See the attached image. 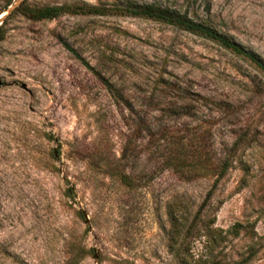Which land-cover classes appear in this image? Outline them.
Here are the masks:
<instances>
[{"label":"rangeland","instance_id":"rangeland-1","mask_svg":"<svg viewBox=\"0 0 264 264\" xmlns=\"http://www.w3.org/2000/svg\"><path fill=\"white\" fill-rule=\"evenodd\" d=\"M6 1L0 264H264V70L121 11H178L264 65V0ZM18 1L65 9L6 15ZM81 5L114 9L69 11ZM168 152L229 165L176 170Z\"/></svg>","mask_w":264,"mask_h":264},{"label":"trees","instance_id":"trees-1","mask_svg":"<svg viewBox=\"0 0 264 264\" xmlns=\"http://www.w3.org/2000/svg\"><path fill=\"white\" fill-rule=\"evenodd\" d=\"M11 3V0H7L5 3V6L3 10ZM77 8V9H75ZM65 9V6L63 5H43L39 7L29 6L26 5L24 2H19L16 6L12 8L10 12H19L23 16L31 19V20H40V19H50L54 18L57 15H59L63 10ZM114 8H100L97 6L89 5H81L78 7L71 8L69 11L72 13H80V14H104L109 11H112ZM122 13L125 15H131V16H139L143 18H149L155 21H159L168 25H172L175 27H178L184 31H187L189 33L203 36L211 41L216 42L218 45H220L222 48L228 50L229 52L240 56L243 59H246L256 66L257 69L264 70V65L258 61V59L249 51L245 50L243 47L226 37L225 35L218 33L216 30L210 28L209 26L194 21L191 18H188L185 14L180 13L175 10H167L165 8H161L159 6H155L153 4H129L128 6L122 8ZM9 12V13H10ZM8 13V14H9ZM7 14V15H8ZM0 23V28H1ZM164 159L166 158V161L172 165V167L176 170L180 168V163H184L186 160H192V162H189V166L193 167L195 169H202L203 172L210 173L215 172L217 173L216 177H220L226 170V168L229 165V160L227 157H224L222 161H220L219 169H216V167L210 165H205L203 163V160H201L200 155H193L189 157H179L178 155H174L171 153H166L165 155L162 154ZM175 157V158H174ZM174 158V159H172ZM216 179L213 181L212 186L215 185ZM211 191V190H210ZM210 191L207 192L204 199H207L209 196ZM201 209V208H200ZM191 228V227H190ZM208 223L201 224V222H196V224L193 225L191 228V231L194 230L197 232L200 231L201 235H208L209 232ZM220 231V230H218ZM183 248L180 250L182 251Z\"/></svg>","mask_w":264,"mask_h":264},{"label":"water","instance_id":"water-1","mask_svg":"<svg viewBox=\"0 0 264 264\" xmlns=\"http://www.w3.org/2000/svg\"><path fill=\"white\" fill-rule=\"evenodd\" d=\"M18 3H19V1H18L16 4H14V5L11 7L10 10H7V9H6V10L10 12V11L12 10V8H13L14 6H16ZM9 5H10V4H9ZM9 12H7V14H8ZM7 14H6V15H7Z\"/></svg>","mask_w":264,"mask_h":264}]
</instances>
